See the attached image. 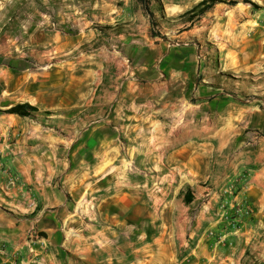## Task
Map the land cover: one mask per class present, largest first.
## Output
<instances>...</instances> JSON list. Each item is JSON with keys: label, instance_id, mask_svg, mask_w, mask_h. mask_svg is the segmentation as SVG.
I'll use <instances>...</instances> for the list:
<instances>
[{"label": "crops", "instance_id": "obj_1", "mask_svg": "<svg viewBox=\"0 0 264 264\" xmlns=\"http://www.w3.org/2000/svg\"><path fill=\"white\" fill-rule=\"evenodd\" d=\"M0 59V96L17 86L37 112L84 118L67 126L80 127L67 150L49 129L16 152L6 129L28 122L0 116V264H264V73L244 101L234 80L218 83L222 57L179 59L163 78L103 61L93 92L91 67L41 57L17 83ZM192 71L201 86L188 89Z\"/></svg>", "mask_w": 264, "mask_h": 264}, {"label": "rangeland", "instance_id": "obj_2", "mask_svg": "<svg viewBox=\"0 0 264 264\" xmlns=\"http://www.w3.org/2000/svg\"><path fill=\"white\" fill-rule=\"evenodd\" d=\"M147 1L154 19L138 0H0V57L11 58L5 66L12 69V81L17 83L24 66L28 78H35L41 57L77 70L91 67L92 92L101 78L97 67L103 61L107 69L117 67L121 59L132 67L145 63L163 78L179 59H186V67L191 58L222 57L218 83L234 80L236 93L244 101L253 97V79L264 73V0ZM228 61L235 62L234 70L227 68ZM82 75L83 71L77 77ZM186 77L188 89L201 86L198 73L188 72ZM259 81L264 87V78ZM10 89V94L0 96L1 104L6 99L11 105L0 110V116L28 122L6 129L10 149L17 152L15 142L22 137L33 135L36 140L50 129L60 139V150H67L73 130L80 129L67 126L84 119L79 109L53 113L55 117L37 111L19 115L12 111L23 104L19 88ZM195 101L190 96L189 102ZM14 175L9 181H17ZM126 221L125 234L134 228ZM157 225L141 223L139 231L151 235ZM128 245L125 237V249Z\"/></svg>", "mask_w": 264, "mask_h": 264}, {"label": "trees", "instance_id": "obj_3", "mask_svg": "<svg viewBox=\"0 0 264 264\" xmlns=\"http://www.w3.org/2000/svg\"><path fill=\"white\" fill-rule=\"evenodd\" d=\"M138 2L143 6L144 11L149 16V18L154 19L153 14L150 12V10L148 8L149 2L147 0H138ZM211 2H213V0H211ZM12 111L16 114L24 115V114H28V111H36V108H34L28 104H21V105H17L16 107H14L12 109Z\"/></svg>", "mask_w": 264, "mask_h": 264}, {"label": "built area", "instance_id": "obj_4", "mask_svg": "<svg viewBox=\"0 0 264 264\" xmlns=\"http://www.w3.org/2000/svg\"><path fill=\"white\" fill-rule=\"evenodd\" d=\"M27 248H28L27 249L28 253L30 255H32V257H36L37 256V250L32 244L28 245ZM0 253L5 254V250H4L3 246H0ZM11 258H14V256L11 255Z\"/></svg>", "mask_w": 264, "mask_h": 264}, {"label": "bare ground", "instance_id": "obj_5", "mask_svg": "<svg viewBox=\"0 0 264 264\" xmlns=\"http://www.w3.org/2000/svg\"><path fill=\"white\" fill-rule=\"evenodd\" d=\"M125 184H126V183H125ZM125 184H124V185H125ZM129 186H130V184H129ZM133 186H134V185H133ZM130 196H131V195H130ZM134 223H135V222H134ZM106 236H107V235H106Z\"/></svg>", "mask_w": 264, "mask_h": 264}]
</instances>
